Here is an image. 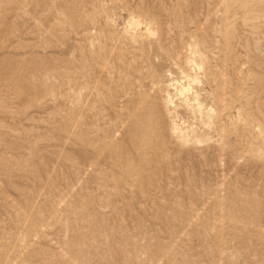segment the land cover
I'll return each mask as SVG.
<instances>
[{"label":"rangeland","instance_id":"obj_1","mask_svg":"<svg viewBox=\"0 0 264 264\" xmlns=\"http://www.w3.org/2000/svg\"><path fill=\"white\" fill-rule=\"evenodd\" d=\"M0 264H264V0H0Z\"/></svg>","mask_w":264,"mask_h":264},{"label":"bare ground","instance_id":"obj_2","mask_svg":"<svg viewBox=\"0 0 264 264\" xmlns=\"http://www.w3.org/2000/svg\"><path fill=\"white\" fill-rule=\"evenodd\" d=\"M133 23H135V21H132ZM146 30H148V29H146ZM186 89H183L182 91H185ZM170 101V100H169ZM171 130H172V132H173V134H179V133H181V129L178 127V125L177 124H173L172 123V125H171ZM171 132V133H172ZM184 136V135H183Z\"/></svg>","mask_w":264,"mask_h":264}]
</instances>
